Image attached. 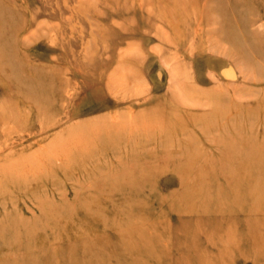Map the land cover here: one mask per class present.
Returning a JSON list of instances; mask_svg holds the SVG:
<instances>
[{
	"label": "rangeland",
	"instance_id": "374dc122",
	"mask_svg": "<svg viewBox=\"0 0 264 264\" xmlns=\"http://www.w3.org/2000/svg\"><path fill=\"white\" fill-rule=\"evenodd\" d=\"M0 264H264V0H0Z\"/></svg>",
	"mask_w": 264,
	"mask_h": 264
}]
</instances>
